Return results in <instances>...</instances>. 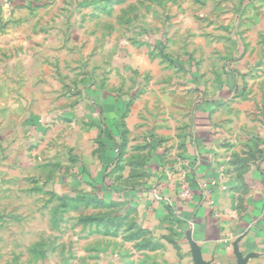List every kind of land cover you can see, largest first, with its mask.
<instances>
[{"label": "rangeland", "instance_id": "obj_1", "mask_svg": "<svg viewBox=\"0 0 264 264\" xmlns=\"http://www.w3.org/2000/svg\"><path fill=\"white\" fill-rule=\"evenodd\" d=\"M139 95L153 99L145 102L153 112L163 100V112L185 108L189 131L208 121L233 132L237 113L245 136L264 129V0H0V264L106 263L79 253L111 247L105 235L126 227L81 217L82 190L93 183L79 165L100 166L89 140L101 127L95 107H123L122 119ZM251 146L250 162L229 163L236 180L254 164ZM118 152L97 181L104 192L123 184ZM176 223L169 213L147 264L199 263L183 237L175 250Z\"/></svg>", "mask_w": 264, "mask_h": 264}, {"label": "crops", "instance_id": "obj_2", "mask_svg": "<svg viewBox=\"0 0 264 264\" xmlns=\"http://www.w3.org/2000/svg\"><path fill=\"white\" fill-rule=\"evenodd\" d=\"M150 98L146 95H139L133 101L130 98V109L121 119L123 145L117 147L122 156L118 164L123 163L124 181L105 192L97 181L117 154L114 148L118 137L106 124H112L111 114L108 115L111 119L105 122V116L95 107L93 114L98 115L101 127L94 138L89 134V140L94 143L91 151L100 166L93 169L92 161L86 160L79 165L83 169L79 175L93 184L82 190L80 199L89 203H78L77 211L82 218L90 215L91 219H85L92 221L93 226L124 222L126 229L124 233L105 235L108 242L114 243L111 247L94 246L79 254L106 258L105 264H147L149 246H155L156 251L163 247L164 225L170 213L177 222L173 227L177 234L171 237L177 252L183 237L187 242L186 252L200 264H264V129L253 131L255 135L249 130L245 136L240 123L244 118L237 113V122H230L235 128L233 132L232 127H227L218 134L208 121L201 126L188 123L189 131L181 116L185 108L176 105L163 112L168 104L163 100L162 109L153 112V107H145ZM208 108L202 107L199 112L208 117ZM254 136L257 141L250 142ZM251 145L254 150L258 148L252 157L254 164L236 180L240 173L229 163L243 158L250 162L246 148ZM223 163H228L225 174L220 169ZM138 184L146 187L155 184V188L146 191L133 188ZM238 185L241 189L237 191ZM185 189L188 194L182 196ZM153 228L155 234L149 238L148 231ZM119 242L123 245H117ZM171 246L174 247L172 243Z\"/></svg>", "mask_w": 264, "mask_h": 264}, {"label": "trees", "instance_id": "obj_3", "mask_svg": "<svg viewBox=\"0 0 264 264\" xmlns=\"http://www.w3.org/2000/svg\"><path fill=\"white\" fill-rule=\"evenodd\" d=\"M122 104V103H121ZM99 108V112L101 114H103L104 117V121L111 119L112 124H108V122H106L107 125H109V127H111V130L113 131V135H115V137H118L117 140H115L116 142V147L114 148V152H117V147H121L123 145V140H124V127H123V123L121 121V117L117 116V111H121L123 107H109L108 105L102 103ZM115 111V116H112V113ZM109 114H111V118L108 116ZM124 115V112L122 113V116ZM111 125V126H110ZM109 128V131L112 132ZM113 161V159L109 162L111 163ZM103 177V176H102ZM101 177V179H102ZM133 191V190H132Z\"/></svg>", "mask_w": 264, "mask_h": 264}, {"label": "built area", "instance_id": "obj_4", "mask_svg": "<svg viewBox=\"0 0 264 264\" xmlns=\"http://www.w3.org/2000/svg\"><path fill=\"white\" fill-rule=\"evenodd\" d=\"M187 190L185 189L184 191H183V193H182V196H187Z\"/></svg>", "mask_w": 264, "mask_h": 264}, {"label": "water", "instance_id": "obj_5", "mask_svg": "<svg viewBox=\"0 0 264 264\" xmlns=\"http://www.w3.org/2000/svg\"><path fill=\"white\" fill-rule=\"evenodd\" d=\"M198 264H200V263H198Z\"/></svg>", "mask_w": 264, "mask_h": 264}]
</instances>
